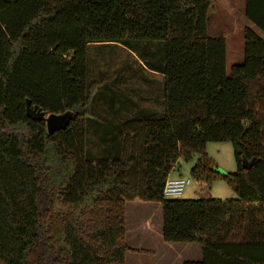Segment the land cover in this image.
I'll list each match as a JSON object with an SVG mask.
<instances>
[{
  "label": "trees",
  "instance_id": "obj_1",
  "mask_svg": "<svg viewBox=\"0 0 264 264\" xmlns=\"http://www.w3.org/2000/svg\"><path fill=\"white\" fill-rule=\"evenodd\" d=\"M211 0H0V264H125L126 201H155L165 242H193L182 264H264V39L243 28V61L226 73V39L207 33ZM264 31V0H244ZM153 41L159 43L154 44ZM117 45L161 74L140 104L88 58ZM91 59V60H90ZM123 68V70H126ZM72 113L48 135L25 114ZM229 141L236 169L206 158L236 198H165L179 155ZM255 158L249 168L241 160Z\"/></svg>",
  "mask_w": 264,
  "mask_h": 264
},
{
  "label": "rangeland",
  "instance_id": "obj_2",
  "mask_svg": "<svg viewBox=\"0 0 264 264\" xmlns=\"http://www.w3.org/2000/svg\"><path fill=\"white\" fill-rule=\"evenodd\" d=\"M212 5L207 12V33L217 34L223 30L227 35L226 41V73L230 66L243 61L242 28L247 24L261 38L264 31L251 23L244 15V0H211ZM232 8L231 14H226V8ZM225 11V12H224ZM220 19L221 22H220ZM220 23V24H219ZM221 28V29H218ZM154 44L159 42L153 41ZM88 58L96 59L94 73L97 70L107 71L106 77L111 80L120 76L122 91L126 96L138 100L140 104L150 105L151 102L142 99L150 96L151 89H159L162 76L159 73L142 68L140 60L134 53L117 46L90 45ZM91 60V59H90ZM126 70H123L125 68ZM206 158L213 169L220 174H230L236 169L233 147L229 141H207L204 152H194L189 159L181 155L177 158L168 173L170 177H189L190 184L186 185L177 195L180 199L207 198L209 196L225 200L236 198V193L222 176L214 177L210 183L199 180L192 175L191 170L201 158ZM264 208V207H263ZM161 208L155 201H142L137 198L126 201L125 226L126 243L132 248H144L146 253L127 251L125 264H182L184 259L201 258L200 247L193 242H165L161 236Z\"/></svg>",
  "mask_w": 264,
  "mask_h": 264
},
{
  "label": "water",
  "instance_id": "obj_3",
  "mask_svg": "<svg viewBox=\"0 0 264 264\" xmlns=\"http://www.w3.org/2000/svg\"><path fill=\"white\" fill-rule=\"evenodd\" d=\"M25 114L30 118L44 119L48 135L52 134L54 130L65 127L72 117V113L69 110L61 113H46L38 104L31 103L28 98L25 99ZM254 160V157L251 160L243 158L241 164L243 167L249 168Z\"/></svg>",
  "mask_w": 264,
  "mask_h": 264
},
{
  "label": "built area",
  "instance_id": "obj_4",
  "mask_svg": "<svg viewBox=\"0 0 264 264\" xmlns=\"http://www.w3.org/2000/svg\"><path fill=\"white\" fill-rule=\"evenodd\" d=\"M189 177H170L167 176L163 182L162 195L165 198H174L179 195L184 187L190 184Z\"/></svg>",
  "mask_w": 264,
  "mask_h": 264
},
{
  "label": "crops",
  "instance_id": "obj_5",
  "mask_svg": "<svg viewBox=\"0 0 264 264\" xmlns=\"http://www.w3.org/2000/svg\"><path fill=\"white\" fill-rule=\"evenodd\" d=\"M231 11H232V8H231V6L229 5V7H227L226 8V14H231ZM225 12V11H224ZM221 20L222 19H220V22H221ZM220 24V23H219ZM244 26H247V24H244ZM244 26H243V28H244ZM208 27V26H207ZM243 28H242V38H243ZM218 29H221V28H218ZM208 30V29H207ZM217 34H215V35H212V36H223V37H225V39H226V41H227V35L225 34V32L223 31V30H217ZM233 65V64H232ZM231 67V66H230ZM157 204H159L158 202H156ZM263 207H264V204H263ZM162 236V235H161ZM198 245V244H197ZM199 246V245H198ZM141 248V247H140ZM148 252H149V250H148ZM142 253H146V252H142ZM200 259V258H199ZM184 260H186V259H184ZM184 260H182V262L184 261ZM181 262V263H182Z\"/></svg>",
  "mask_w": 264,
  "mask_h": 264
}]
</instances>
